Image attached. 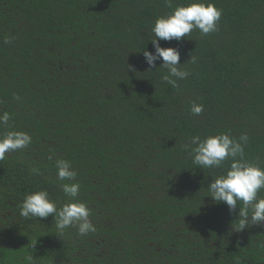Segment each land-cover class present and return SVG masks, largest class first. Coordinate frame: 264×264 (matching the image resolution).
I'll return each instance as SVG.
<instances>
[{
    "label": "trees",
    "instance_id": "trees-1",
    "mask_svg": "<svg viewBox=\"0 0 264 264\" xmlns=\"http://www.w3.org/2000/svg\"><path fill=\"white\" fill-rule=\"evenodd\" d=\"M189 2L0 0V115L10 116L0 136L31 137L0 160V264H264V225L241 231L243 203L230 214L208 197L231 160L199 168L190 144L247 135L245 160L264 168V0H202L222 13L216 31L160 41L180 64L197 57L173 87L142 52L154 50L156 19ZM60 159L77 172L74 199ZM40 190L58 208L85 203L96 230L61 234L51 216L22 217Z\"/></svg>",
    "mask_w": 264,
    "mask_h": 264
},
{
    "label": "clouds",
    "instance_id": "clouds-1",
    "mask_svg": "<svg viewBox=\"0 0 264 264\" xmlns=\"http://www.w3.org/2000/svg\"><path fill=\"white\" fill-rule=\"evenodd\" d=\"M221 11L211 2L204 3L202 0H190L186 5H178L171 14L156 19L151 29L153 38L151 44L153 51L142 52L144 60L150 69L156 67L157 61H163L161 67L167 70L162 80L173 87L177 86L178 80H184L189 72L182 70L186 63L196 64L197 57L190 54L189 59L180 64L181 53L178 48L162 47L160 41L169 42L175 40L182 42L193 30L198 29L201 35H207L216 31L217 22L220 20ZM5 39V43H8ZM203 105L193 102L190 111L193 115H200ZM10 116L8 113L0 115V124L7 125ZM247 135H241L239 139H233L228 134L209 136L203 140L194 136L190 144L192 161L199 168L220 167L226 160H231L229 169L225 175H221L208 185L207 190L211 200L223 203L228 207L229 213H234L238 202L243 203L239 208V228L245 229L250 222L252 225H264V198H258V192L264 189V168L245 160L244 145L248 142ZM31 143V137L24 132L9 131L0 136V160L5 158V153L27 147ZM186 147H189L186 145ZM56 175L62 183L61 187L66 196L74 199L80 191L79 182L75 181L77 172L72 170L69 161L60 159L56 161ZM38 174V169H33ZM249 208L251 216L249 220ZM20 215L24 218H48L51 216L58 232L75 227L79 235H87L94 232L95 226L89 220L90 210L85 203L69 202L58 208L50 199L46 190H40L25 195L20 205ZM29 259H32L29 257Z\"/></svg>",
    "mask_w": 264,
    "mask_h": 264
}]
</instances>
